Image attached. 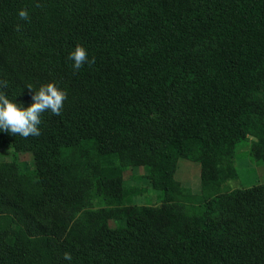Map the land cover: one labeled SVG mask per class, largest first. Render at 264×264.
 Wrapping results in <instances>:
<instances>
[{"label": "trees", "instance_id": "obj_1", "mask_svg": "<svg viewBox=\"0 0 264 264\" xmlns=\"http://www.w3.org/2000/svg\"><path fill=\"white\" fill-rule=\"evenodd\" d=\"M77 45L95 63L74 72ZM5 81L23 110L49 83L67 99L38 137L0 130L33 165L0 162V264H264V171L228 187L239 146L264 167V0H0ZM132 168L158 205L134 203Z\"/></svg>", "mask_w": 264, "mask_h": 264}, {"label": "rangeland", "instance_id": "obj_2", "mask_svg": "<svg viewBox=\"0 0 264 264\" xmlns=\"http://www.w3.org/2000/svg\"><path fill=\"white\" fill-rule=\"evenodd\" d=\"M239 146L241 159L236 161V168L238 171V178L228 183L229 189H247L254 187L261 183V177L264 167H258L250 162L245 151ZM14 161L19 169H32V157L30 154L12 155L11 148L8 146H0V162ZM151 163L148 158L144 157L141 164ZM200 165L195 162H190L185 159H179L176 163L174 172V180L180 184L181 187L187 188L192 194L200 193ZM124 182L127 185L139 186L142 193L134 201L138 206H156L159 204L156 193L149 187L145 178V172L141 169L132 168L124 175ZM123 221L110 222V228L115 225H122Z\"/></svg>", "mask_w": 264, "mask_h": 264}, {"label": "clouds", "instance_id": "obj_3", "mask_svg": "<svg viewBox=\"0 0 264 264\" xmlns=\"http://www.w3.org/2000/svg\"><path fill=\"white\" fill-rule=\"evenodd\" d=\"M39 7V5H37ZM19 19L28 21L29 13L27 10H21L18 13ZM21 30V25L16 26V31ZM72 60L73 71L81 69L85 63L92 65L95 58H88L87 51L84 47L77 45L75 50L69 55ZM0 87L7 88L8 83H0ZM31 90V87L29 86ZM67 99V93L56 87L55 84L49 83L42 85L35 95L32 96L34 103L26 110L21 109L17 104L11 102L5 93L0 92V130L11 132L13 135H20L22 138L30 136H39L40 130L38 125L41 123L40 115L46 110H50L53 115L61 114L64 101ZM63 259L71 261V253H64Z\"/></svg>", "mask_w": 264, "mask_h": 264}]
</instances>
